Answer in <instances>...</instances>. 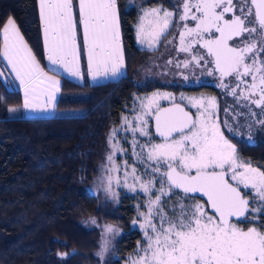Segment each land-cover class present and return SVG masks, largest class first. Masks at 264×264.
Listing matches in <instances>:
<instances>
[{
    "label": "rangeland",
    "instance_id": "rangeland-1",
    "mask_svg": "<svg viewBox=\"0 0 264 264\" xmlns=\"http://www.w3.org/2000/svg\"><path fill=\"white\" fill-rule=\"evenodd\" d=\"M135 1L140 8L136 40L143 58L130 74L135 83L149 91L140 96L139 107L125 119L123 129L131 135L135 146L132 156L141 163L142 171L122 159L116 160L122 152L114 131L109 130L87 190L97 197L103 210H108L117 205L120 189L139 187L145 170L153 173V180L158 178L160 184L166 180L169 186L166 173L171 166L188 173L198 169H227L229 180L254 199L250 209L254 218L259 210L258 200L264 198V174L237 155L228 136L244 137L250 143L257 135L264 137V111L254 112L253 104L242 102L238 93L224 90V85L215 81L213 85L218 87L219 95L190 93L181 87L212 82L206 73L171 86L176 80L169 73L171 63L178 64V69H182L183 63V55H175L173 50L184 0H164L166 5L158 8H146V0ZM38 9L46 62L51 71L41 68L12 23L7 22L3 29L0 75L9 87H20L24 97L21 106L10 109V115L81 114L83 108L55 107L59 98L89 94L61 91L57 73L90 83L113 80L128 73L116 0H38ZM175 100L192 110L193 127L171 138H152L147 129L149 124L154 125L156 110ZM162 191L168 193L170 186ZM180 202L177 205L181 209H177L169 222L153 228L146 252L140 253L133 264H264V232L254 225L243 228L234 222L224 228L201 199L190 200L185 206ZM82 222L88 228L99 229L92 256L97 264H106L114 256L122 227L95 216ZM69 253L58 255L65 257Z\"/></svg>",
    "mask_w": 264,
    "mask_h": 264
},
{
    "label": "trees",
    "instance_id": "trees-1",
    "mask_svg": "<svg viewBox=\"0 0 264 264\" xmlns=\"http://www.w3.org/2000/svg\"><path fill=\"white\" fill-rule=\"evenodd\" d=\"M116 3L128 73L98 83L57 73L61 91L89 94L59 98L55 107L83 108V113L10 115L11 108L22 105L23 91L9 87L0 75V264H97L92 250L99 229L88 228L82 222L91 216L122 227L114 256L106 264H133L140 253L146 252L153 228L169 222L181 209L179 201L185 206L190 200L200 199L170 183V191L165 193L162 190L169 188L166 180L160 184L148 170L142 172L139 187L120 189L117 205L108 210H103L86 188L96 173L109 130L114 131L122 152L116 160L122 159L142 171L141 163L132 156L135 146L131 135L123 129L125 119L139 107L140 96L149 91L135 83L130 74L143 58L136 40L140 8L135 0ZM162 5L166 1L144 3L146 8ZM7 22L14 25L41 68L51 71L46 62L38 0H0V53ZM196 90L218 95L210 87ZM147 130L152 138H158L151 124ZM228 138L237 155L264 174V137L255 136L253 143L244 137ZM250 198L252 206L254 199ZM258 204L254 218L249 211L246 218L233 222L243 228L254 225L264 232V198ZM59 252L71 253L60 257Z\"/></svg>",
    "mask_w": 264,
    "mask_h": 264
},
{
    "label": "flooded vegetation",
    "instance_id": "flooded-vegetation-1",
    "mask_svg": "<svg viewBox=\"0 0 264 264\" xmlns=\"http://www.w3.org/2000/svg\"><path fill=\"white\" fill-rule=\"evenodd\" d=\"M214 2L181 3V25L173 51L175 55H183V63L182 69H178V64L172 61L169 73L176 80L171 86L206 73L212 82L181 87L190 93L200 92L196 90L200 86L210 87L219 95L218 87L213 85L215 81L224 85V90L238 93L242 102L253 104L254 112L264 111V0ZM221 34L228 35L227 44ZM256 103L261 107L255 106Z\"/></svg>",
    "mask_w": 264,
    "mask_h": 264
},
{
    "label": "water",
    "instance_id": "water-1",
    "mask_svg": "<svg viewBox=\"0 0 264 264\" xmlns=\"http://www.w3.org/2000/svg\"><path fill=\"white\" fill-rule=\"evenodd\" d=\"M205 1L208 4L215 3V0ZM220 36L224 44H227L228 35ZM194 121L192 110L180 101H173L156 110L153 131L160 139L171 138L191 129ZM166 176L177 190L204 200L208 210L224 228H228L234 220L246 218L251 209V198L229 180L225 169H198L188 173L177 166H171Z\"/></svg>",
    "mask_w": 264,
    "mask_h": 264
}]
</instances>
